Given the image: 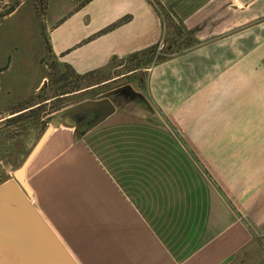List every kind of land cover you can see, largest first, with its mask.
Returning a JSON list of instances; mask_svg holds the SVG:
<instances>
[{
    "label": "crops",
    "instance_id": "0c3cea01",
    "mask_svg": "<svg viewBox=\"0 0 264 264\" xmlns=\"http://www.w3.org/2000/svg\"><path fill=\"white\" fill-rule=\"evenodd\" d=\"M160 7L195 44L142 86L114 76L125 89L88 131L54 127L26 169L31 202L78 264H264V0H46L36 53L0 55V106L46 86V45L78 75L160 48Z\"/></svg>",
    "mask_w": 264,
    "mask_h": 264
},
{
    "label": "rangeland",
    "instance_id": "374dc122",
    "mask_svg": "<svg viewBox=\"0 0 264 264\" xmlns=\"http://www.w3.org/2000/svg\"><path fill=\"white\" fill-rule=\"evenodd\" d=\"M15 3L18 4L17 7L21 5L22 8L0 24V55L9 51L12 44L21 43L23 44L21 53L24 58L28 57L26 61H29L37 51L36 45H33V48L29 46L32 32L40 28L42 36H45V32L42 30L45 2L44 0H0V12H4ZM27 9L34 11L36 18L34 26L28 18ZM163 15L164 24L167 27L163 45L160 48L155 47L152 52H146L136 58L129 59L128 63L121 67L114 65L103 71H96L80 77L74 72L68 71L67 68L59 66L54 57L47 52V48H44L42 59L49 65L46 86L38 92H31L16 102H3L4 105L0 106V180L13 177V171L21 165L49 124L50 116L59 111L56 110L57 108L80 99L95 98L99 92L106 93L111 88L123 85L122 83L126 81H124L125 78L113 80L112 78L128 70L136 69L133 76L136 82L142 86L147 74L144 68L152 66L155 62L169 59L173 52H179L195 44V38L188 36L182 30L180 31L175 24L173 25L165 12ZM259 19L261 22L264 20V16H260ZM238 32L235 34H237V39L241 36L240 39L243 41L242 54H246L250 49L251 31L249 27L244 26L241 32ZM167 40L169 42L166 44ZM173 40L176 41V45L170 48ZM235 44V39L228 41L226 54H233ZM19 55L17 54V56ZM4 59L6 60L5 57ZM116 100L121 101L122 97L116 96Z\"/></svg>",
    "mask_w": 264,
    "mask_h": 264
},
{
    "label": "water",
    "instance_id": "95a60500",
    "mask_svg": "<svg viewBox=\"0 0 264 264\" xmlns=\"http://www.w3.org/2000/svg\"><path fill=\"white\" fill-rule=\"evenodd\" d=\"M117 88L96 99H85L53 113L13 177L0 183V264H78L61 240L31 202L26 169L54 127L80 126L83 132L96 126L115 110L109 96Z\"/></svg>",
    "mask_w": 264,
    "mask_h": 264
},
{
    "label": "trees",
    "instance_id": "16d2710c",
    "mask_svg": "<svg viewBox=\"0 0 264 264\" xmlns=\"http://www.w3.org/2000/svg\"><path fill=\"white\" fill-rule=\"evenodd\" d=\"M154 1L157 3V0H154ZM44 2H45V6H46V0H44ZM17 5H18L17 3H15L14 5H10V6H9L4 12H0V18L6 16L7 14H9V13H11V12H13V11L17 8ZM44 8H45V7H44ZM44 10H45V9H44ZM160 10H161L162 14H163V12H165L166 15L169 16L171 23L174 25V22L172 21L170 15L167 13V11H166L163 7H160ZM163 17H164V15H163ZM45 43H46V42H45ZM46 44H47V43H46ZM46 48H48L47 45H46ZM152 50H154V48L147 49V50H145L144 52H142V54H143V53H146V52H152ZM137 56H138V54H134V55H132V57H131L130 59L136 58ZM9 60H10V57L8 56V57H7V62H6V65L4 66V68L7 66ZM66 68L68 69V71L73 72L69 67H66ZM91 73H94V72H90V73L83 74V75H78V74H76V75H78V76H80V77H83V76L88 75V74H91ZM82 100H83V99H80L79 101H82ZM79 101H77V102H79ZM77 102H74V103H77ZM74 103L66 104V105H64V106H62V107L57 108L56 110H60L61 108L66 107V106H69V105H72V104H74ZM56 110H55V111H56ZM5 180H6V179H1V180H0V183L3 182V181H5Z\"/></svg>",
    "mask_w": 264,
    "mask_h": 264
},
{
    "label": "flooded vegetation",
    "instance_id": "af4514ba",
    "mask_svg": "<svg viewBox=\"0 0 264 264\" xmlns=\"http://www.w3.org/2000/svg\"><path fill=\"white\" fill-rule=\"evenodd\" d=\"M90 118H91V116H90V117H87L85 120H82L81 122H79L78 124H76L77 127L80 128V126H81L83 123H85V121H87V120L90 119Z\"/></svg>",
    "mask_w": 264,
    "mask_h": 264
}]
</instances>
